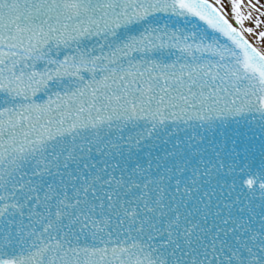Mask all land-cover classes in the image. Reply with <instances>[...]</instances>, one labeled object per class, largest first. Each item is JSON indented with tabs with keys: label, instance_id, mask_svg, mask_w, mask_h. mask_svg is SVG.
Listing matches in <instances>:
<instances>
[{
	"label": "snow or ice",
	"instance_id": "6c2138e0",
	"mask_svg": "<svg viewBox=\"0 0 264 264\" xmlns=\"http://www.w3.org/2000/svg\"><path fill=\"white\" fill-rule=\"evenodd\" d=\"M240 8L0 0V264H264Z\"/></svg>",
	"mask_w": 264,
	"mask_h": 264
},
{
	"label": "rangeland",
	"instance_id": "374dc122",
	"mask_svg": "<svg viewBox=\"0 0 264 264\" xmlns=\"http://www.w3.org/2000/svg\"><path fill=\"white\" fill-rule=\"evenodd\" d=\"M222 2H223V4L226 6L225 2H228V0H225V1H224V0H222ZM229 3H230V2H229ZM226 7H227V6H226ZM259 20H260V25H261V26H263V25H264V17H261ZM248 28H249V27H248ZM262 31H263V30H262ZM253 33H255V34H256V33H257V31H256V30H254V31H253Z\"/></svg>",
	"mask_w": 264,
	"mask_h": 264
}]
</instances>
